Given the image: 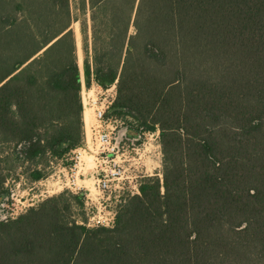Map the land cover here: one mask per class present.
<instances>
[{
	"label": "trees",
	"instance_id": "obj_1",
	"mask_svg": "<svg viewBox=\"0 0 264 264\" xmlns=\"http://www.w3.org/2000/svg\"><path fill=\"white\" fill-rule=\"evenodd\" d=\"M135 1L87 0L81 73L69 24L50 32L68 0L15 2L42 39L0 0V264H264V0H138L127 38ZM91 83H116L120 148L159 129L162 177L122 197L111 228L83 224L84 190L12 219L16 169L39 182L72 165Z\"/></svg>",
	"mask_w": 264,
	"mask_h": 264
},
{
	"label": "built area",
	"instance_id": "obj_2",
	"mask_svg": "<svg viewBox=\"0 0 264 264\" xmlns=\"http://www.w3.org/2000/svg\"><path fill=\"white\" fill-rule=\"evenodd\" d=\"M100 90H102L99 87ZM107 94L101 99L90 100L89 109L93 110L95 124L90 127V138L85 131V140L82 147L76 149L72 155V165L61 168L63 179L58 178L57 184L62 189L72 193H78L86 189L85 185L78 184L83 176V155L92 157L94 167L91 169V177L94 182L96 193L92 195L90 189L86 194L84 211L86 220L83 223L88 228L114 226L118 204L126 195L139 194V184L145 176H149L144 164V151L136 148L135 153L120 148L115 140V131L121 121L117 118H106V111L115 98V86L105 89ZM109 91V93H108ZM83 105V109H84ZM157 136V132L150 136ZM155 156L160 155L159 145L156 147ZM27 210V209H26ZM25 210V211H26ZM18 211L11 209L10 217L16 218Z\"/></svg>",
	"mask_w": 264,
	"mask_h": 264
},
{
	"label": "rangeland",
	"instance_id": "obj_3",
	"mask_svg": "<svg viewBox=\"0 0 264 264\" xmlns=\"http://www.w3.org/2000/svg\"><path fill=\"white\" fill-rule=\"evenodd\" d=\"M13 1L14 4H10V5L8 4L5 7L4 13H7L9 15H15L16 17L19 18L24 17L29 19V22L32 25V31L34 35L41 39L44 38L45 34L40 32L41 28L39 27L38 19L36 18V15L34 13H29L26 11L27 13L25 14L27 16L26 17L22 12H17V9L15 8V2L19 0H13ZM68 1H69L68 3H69V12H70L69 17L60 16V19L57 20V22H53V21L50 22L52 26L51 28L50 27L49 28H50V32H52L62 27L63 25H66L67 23L69 24L68 29H71L74 34L75 53L82 73L84 59L87 57L89 58V61L91 60V57L89 56L91 54V47H92L90 10L87 0L85 1L68 0ZM137 4H138V0H136L134 4V10L128 27L127 38H129V36L134 31L133 20H134ZM49 45L44 47L40 52H38L34 57H32L28 62H26L22 66V68L25 67V65H27V63H29L35 57L40 55ZM84 49L87 50V53L86 51H84ZM113 85L115 86V92H116V83H114ZM99 87L100 86L96 85L95 83H91L88 87L83 85L80 94L82 105L85 106L83 109V123H84L83 130H84V135L86 131L88 138H90V133H91L90 127L95 124L93 110L89 109L88 103L91 99L95 100L98 98V100H101L107 94V91L104 92L105 89L100 87L102 89L100 90ZM117 119H119L121 123L117 126L116 131H118V129H120L124 124L123 122L126 121V118H117ZM155 132H157V136L154 135L153 137L150 136L152 132L146 133L142 143L137 147L133 146V143L131 142L130 143L125 142L122 146L123 148L133 152L132 154L135 153L134 151L136 150V148H140V151H144L146 157H144L143 162L146 165L148 171L150 172L149 176H158L159 178H161L163 154H162V148L159 138L160 131L157 128L156 131H154L153 133ZM157 145H159L158 149L161 150L160 151L161 153L160 155L155 156L156 154L155 147ZM82 160H83V167H81L80 173L84 172L85 174H83V176H80L82 181L78 180V184L85 185L86 189L84 188V191H86V194H88L90 189L93 195L96 193L94 182L91 177V171H92L91 169L94 167V163L92 157L88 155H83ZM61 168L62 166L60 165V163L53 161L51 165L46 169L48 174L47 177L39 182H31L26 180L24 168L16 169L15 173H13V175L10 178H8V180L6 181V185H8L12 190V198L5 208L8 211V213L11 212V209H14V211H18L19 213H23L29 207L36 206L43 199L50 197L52 195H56L64 190H67V189H62L56 182L58 178L60 179L64 178L62 175L63 173L60 172Z\"/></svg>",
	"mask_w": 264,
	"mask_h": 264
},
{
	"label": "water",
	"instance_id": "obj_4",
	"mask_svg": "<svg viewBox=\"0 0 264 264\" xmlns=\"http://www.w3.org/2000/svg\"><path fill=\"white\" fill-rule=\"evenodd\" d=\"M116 142H117V145H119L120 137H118V139L116 140Z\"/></svg>",
	"mask_w": 264,
	"mask_h": 264
},
{
	"label": "crops",
	"instance_id": "obj_5",
	"mask_svg": "<svg viewBox=\"0 0 264 264\" xmlns=\"http://www.w3.org/2000/svg\"><path fill=\"white\" fill-rule=\"evenodd\" d=\"M77 151V150H76Z\"/></svg>",
	"mask_w": 264,
	"mask_h": 264
}]
</instances>
